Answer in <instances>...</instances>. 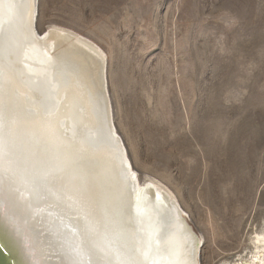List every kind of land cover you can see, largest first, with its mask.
Here are the masks:
<instances>
[{
  "label": "rangeland",
  "instance_id": "obj_1",
  "mask_svg": "<svg viewBox=\"0 0 264 264\" xmlns=\"http://www.w3.org/2000/svg\"><path fill=\"white\" fill-rule=\"evenodd\" d=\"M53 25L105 53L128 158L177 198L200 264L249 256L264 226V0H39L38 30Z\"/></svg>",
  "mask_w": 264,
  "mask_h": 264
},
{
  "label": "bare ground",
  "instance_id": "obj_2",
  "mask_svg": "<svg viewBox=\"0 0 264 264\" xmlns=\"http://www.w3.org/2000/svg\"><path fill=\"white\" fill-rule=\"evenodd\" d=\"M36 13V0H0L5 245L22 264H70L54 240L63 241L53 225L60 214L84 264L93 251L102 264H199L203 239L167 187L140 179L116 132L105 53L59 26L37 34ZM250 247L233 264H264V226Z\"/></svg>",
  "mask_w": 264,
  "mask_h": 264
},
{
  "label": "water",
  "instance_id": "obj_3",
  "mask_svg": "<svg viewBox=\"0 0 264 264\" xmlns=\"http://www.w3.org/2000/svg\"><path fill=\"white\" fill-rule=\"evenodd\" d=\"M36 8H37V13H38L39 0H36ZM37 13H36V18H37V15H38ZM36 22H37V19H36ZM35 24L36 23H34V27H35L36 33L37 34H41V32L37 28V25H35ZM114 127H115V125H114ZM116 132H117V130H116ZM46 213L47 214H51L49 212H46ZM47 218H48V216H47ZM1 219H2V217H0V222H1ZM53 225L56 226L55 229L60 230L59 231L60 233H61V231L63 232V234L61 233L63 235V237H61V235H60V238L63 239L62 243H61V241L59 240L58 237L55 236V239H54L55 243L58 242V245L60 246V248L62 250V254L65 253L64 256L67 257V259L70 261V264H84L83 262H80V261L74 259L72 257V255H71V253H70L71 249L74 250V251H76L78 249L77 247H75L76 246L75 245V241H73V239L70 238V234H72L73 236L78 238L77 232L71 228L72 226L70 227V225H72V224H70L68 221H66V219L63 218L59 214V217H57V220H56V222ZM70 239H71V241H70ZM85 245H86L87 249L90 250L88 242ZM21 246H22V244H21ZM200 248H201V245H199V249H198V261H199V264H200ZM11 250L12 249H8V246L5 245V242H4L3 238L0 236V264H22L21 262H19V258H17L18 255L15 256V252H13ZM20 251H21V248H20ZM90 256H91L92 261H93L92 264H99V262H100V264H102V262L100 261V258L94 253V251H93L92 255H90ZM21 258H22V260H24L26 258V255H23ZM27 264H31L30 261ZM85 264H91V263L88 262V263H85Z\"/></svg>",
  "mask_w": 264,
  "mask_h": 264
}]
</instances>
